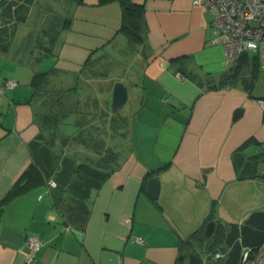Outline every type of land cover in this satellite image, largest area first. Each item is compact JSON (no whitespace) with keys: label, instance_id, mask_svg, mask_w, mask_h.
<instances>
[{"label":"crops","instance_id":"crops-1","mask_svg":"<svg viewBox=\"0 0 264 264\" xmlns=\"http://www.w3.org/2000/svg\"><path fill=\"white\" fill-rule=\"evenodd\" d=\"M131 1L144 9L141 44L119 32L118 1L33 0L8 50H0V85L16 82L0 95V200L44 135L68 144L98 123L100 133L108 125L118 135L107 141L116 154L112 170L92 189L84 215L74 214L73 200L57 206L50 184L4 206L0 264H188V237L211 220V235L219 226L226 237L253 215L264 230L260 56L244 52L230 68L212 41L209 11L193 0ZM118 81L127 91L120 130L112 113L120 109L110 108ZM115 140L126 143L120 156ZM153 176L156 199L147 190ZM29 236L39 237V249ZM195 250L204 264L216 260L215 252Z\"/></svg>","mask_w":264,"mask_h":264},{"label":"trees","instance_id":"trees-1","mask_svg":"<svg viewBox=\"0 0 264 264\" xmlns=\"http://www.w3.org/2000/svg\"><path fill=\"white\" fill-rule=\"evenodd\" d=\"M98 1L100 4L118 1L122 10L119 32L131 44L137 45L144 41L146 24L142 5L131 0ZM32 2L33 0H0V50L4 52L8 50L15 28L18 24L26 22L27 10ZM38 77L40 76L37 74V79ZM65 143H60L62 149L66 145ZM53 144L47 140L45 135L43 139L34 141L31 147V162L0 200V215L4 206L15 197L43 185L50 186L49 182L53 180L54 174L56 176L53 180L54 185L50 186V192L55 204L59 206L64 201L65 193L68 192L77 204V208L73 211L74 214L82 216L87 212L90 193L110 173L112 170L111 162L116 154L105 149L103 154L99 156V164L92 167L85 162H77V159L75 161L73 158L70 159L69 156L64 155L63 151L58 153L60 158L56 161L50 151L56 147ZM53 153L56 154L54 151ZM71 177L73 178L71 179ZM69 185H71L70 189L68 188ZM253 217L254 215L243 224L231 226L226 237L224 236V229L219 226L215 227L214 234L209 237L205 235L204 228L194 231L187 239V243L191 247L188 264H204L201 250H195L197 247L215 253L218 249L217 252L222 253V256L215 260L216 264H239L241 248L255 247L264 239V230H259L261 226L252 221ZM254 225H258V228H253ZM221 249L224 252L220 251ZM210 260L212 259L210 258Z\"/></svg>","mask_w":264,"mask_h":264},{"label":"built area","instance_id":"built-area-1","mask_svg":"<svg viewBox=\"0 0 264 264\" xmlns=\"http://www.w3.org/2000/svg\"><path fill=\"white\" fill-rule=\"evenodd\" d=\"M193 4L209 11L213 30L212 41L222 45L224 60L230 68L234 69L236 61L244 52L257 53L264 64V0H193ZM15 85L14 80H5L0 85V95L4 94L6 88ZM258 101L264 108V99ZM49 184L54 185V182ZM125 221L128 222L129 218H125ZM134 240L142 242L139 236ZM27 243L33 250L41 246V240L37 236H29ZM221 256L220 252L214 254L215 259ZM111 264L125 262L118 258ZM239 264H264V239L255 247H242Z\"/></svg>","mask_w":264,"mask_h":264},{"label":"rangeland","instance_id":"rangeland-1","mask_svg":"<svg viewBox=\"0 0 264 264\" xmlns=\"http://www.w3.org/2000/svg\"><path fill=\"white\" fill-rule=\"evenodd\" d=\"M43 28H44V30L46 31L47 34H54L55 31H56L55 30L56 28L51 27L48 24H46V26L44 25ZM45 40L47 42L49 41V39H45ZM49 45H50L49 47L52 46V44H49ZM92 82H93L92 86L95 87V91L96 90L99 91V88H98L99 86L96 83H94L93 80H92ZM95 100L98 101V105L99 106H102V103L105 102V100H100L98 96L96 97ZM92 109H93V107L90 108V110H92ZM122 112H125V107L120 109V111L112 112L113 114H117L118 115V130H120V127L121 126L123 127V125L125 124L124 120H123L124 114L119 115ZM99 126H100L99 123H98V125L95 126V128H97V131L95 129H94V131L89 130V126L83 127L82 129L84 131L76 132L75 135H74V138H73V142L66 144V146L63 147V149L61 148L62 146L58 142V139H52V140H55L54 144H55L56 147H55V149H51L50 150L52 152L51 154L56 159V161L60 158L58 156V153L63 151L65 154L63 152H62V154L69 156L70 159L73 158L74 161H75V159H77L76 160L77 162L82 161V162L87 163L88 165H91L92 167L98 165L99 164L98 162L100 160L99 156L101 154H103L105 149H108L109 152H113V150L109 146V143L107 144V141H110L111 138L118 137V135L115 134V130H114L115 126H114V128L112 127V129L109 128L108 125L105 126L104 133H100L98 131ZM69 128H70L69 132L71 131V129L72 130L75 129L74 127H69ZM71 134H69V135H71ZM124 136H125V134H124ZM114 144L118 148L121 147V149L117 152V154L120 156L121 153L125 149L126 143L123 142V140H122V143H118V145H117V141L115 140ZM97 150H99V151H97ZM53 151L56 154H54ZM36 158H37V156H36ZM75 164H76V162H75ZM55 176H56V174L53 175V180H54ZM72 178L73 177H71V179ZM68 188L70 189L71 185H69ZM69 196L70 195L68 193L65 194L64 195V201L66 203H69L71 201V204H72V198H70Z\"/></svg>","mask_w":264,"mask_h":264},{"label":"water","instance_id":"water-1","mask_svg":"<svg viewBox=\"0 0 264 264\" xmlns=\"http://www.w3.org/2000/svg\"><path fill=\"white\" fill-rule=\"evenodd\" d=\"M126 98H127V91H126L125 85L121 83L120 81L116 82L113 87V94H112V100H111V105H110L111 110L113 111L119 110L124 104ZM239 111L240 110L235 111L234 118L237 117ZM147 190H148L150 197H152L153 199H156L158 197L159 180L157 177L153 176L148 179ZM213 227H214V222L211 220L206 225L205 234L207 236L211 235ZM205 264H216V263L213 260H209Z\"/></svg>","mask_w":264,"mask_h":264}]
</instances>
